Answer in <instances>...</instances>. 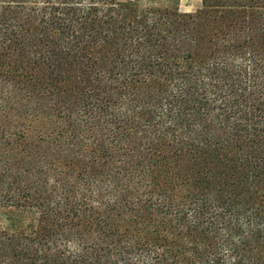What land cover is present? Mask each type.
<instances>
[{
	"label": "trees",
	"instance_id": "obj_1",
	"mask_svg": "<svg viewBox=\"0 0 264 264\" xmlns=\"http://www.w3.org/2000/svg\"><path fill=\"white\" fill-rule=\"evenodd\" d=\"M0 0V264H264V0Z\"/></svg>",
	"mask_w": 264,
	"mask_h": 264
},
{
	"label": "rangeland",
	"instance_id": "obj_2",
	"mask_svg": "<svg viewBox=\"0 0 264 264\" xmlns=\"http://www.w3.org/2000/svg\"><path fill=\"white\" fill-rule=\"evenodd\" d=\"M147 5L154 7H164L171 5L169 0H149L146 1ZM179 11L184 14H194L202 8L200 0H178Z\"/></svg>",
	"mask_w": 264,
	"mask_h": 264
}]
</instances>
